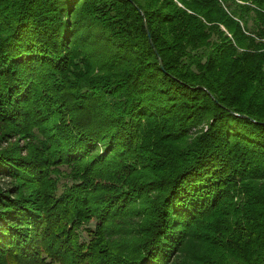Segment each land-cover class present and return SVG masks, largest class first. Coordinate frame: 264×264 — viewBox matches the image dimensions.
Returning <instances> with one entry per match:
<instances>
[{"label": "trees", "instance_id": "trees-1", "mask_svg": "<svg viewBox=\"0 0 264 264\" xmlns=\"http://www.w3.org/2000/svg\"><path fill=\"white\" fill-rule=\"evenodd\" d=\"M0 264H264V0H0Z\"/></svg>", "mask_w": 264, "mask_h": 264}, {"label": "water", "instance_id": "water-1", "mask_svg": "<svg viewBox=\"0 0 264 264\" xmlns=\"http://www.w3.org/2000/svg\"><path fill=\"white\" fill-rule=\"evenodd\" d=\"M146 31H147L148 38H149V40H150V42H151V39H150V35H149V32H148V29H146ZM159 64H160V66H162V63H161L160 60H159Z\"/></svg>", "mask_w": 264, "mask_h": 264}, {"label": "rangeland", "instance_id": "rangeland-1", "mask_svg": "<svg viewBox=\"0 0 264 264\" xmlns=\"http://www.w3.org/2000/svg\"><path fill=\"white\" fill-rule=\"evenodd\" d=\"M91 226H93V224H91Z\"/></svg>", "mask_w": 264, "mask_h": 264}]
</instances>
